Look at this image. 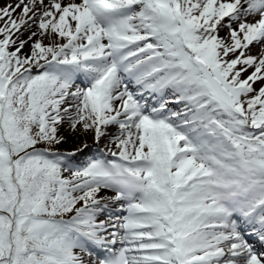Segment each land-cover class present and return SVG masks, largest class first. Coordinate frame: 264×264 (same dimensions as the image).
<instances>
[{
    "label": "snow or ice",
    "instance_id": "snow-or-ice-1",
    "mask_svg": "<svg viewBox=\"0 0 264 264\" xmlns=\"http://www.w3.org/2000/svg\"><path fill=\"white\" fill-rule=\"evenodd\" d=\"M0 264H264V0H0Z\"/></svg>",
    "mask_w": 264,
    "mask_h": 264
}]
</instances>
